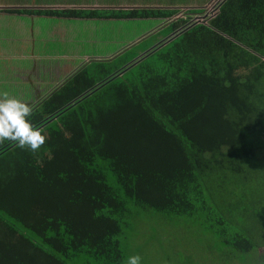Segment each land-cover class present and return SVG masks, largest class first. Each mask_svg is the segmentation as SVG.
<instances>
[{
  "label": "trees",
  "instance_id": "trees-1",
  "mask_svg": "<svg viewBox=\"0 0 264 264\" xmlns=\"http://www.w3.org/2000/svg\"><path fill=\"white\" fill-rule=\"evenodd\" d=\"M212 4L95 13L183 17L33 102L38 152L0 145V264H128L150 209L244 255L264 249V0Z\"/></svg>",
  "mask_w": 264,
  "mask_h": 264
},
{
  "label": "crops",
  "instance_id": "crops-1",
  "mask_svg": "<svg viewBox=\"0 0 264 264\" xmlns=\"http://www.w3.org/2000/svg\"><path fill=\"white\" fill-rule=\"evenodd\" d=\"M102 10L113 9L78 0H0V94L31 103L82 67L87 58L76 44L94 42L99 25L119 21L95 18Z\"/></svg>",
  "mask_w": 264,
  "mask_h": 264
},
{
  "label": "rangeland",
  "instance_id": "rangeland-1",
  "mask_svg": "<svg viewBox=\"0 0 264 264\" xmlns=\"http://www.w3.org/2000/svg\"><path fill=\"white\" fill-rule=\"evenodd\" d=\"M209 1L78 0V3L98 4L120 11L121 9L127 10L132 8L164 7L181 9L182 12H185V8L200 6ZM216 1V3H213L208 8L209 12L216 8L218 2L222 0ZM182 17V15H178L174 19ZM197 19H200V21L206 20L203 18ZM164 22H160L157 19L103 22L104 25H99L101 26L99 37L95 38L94 42L87 43L85 41L84 44H76L79 46L78 49L84 52V54L80 53L79 55L86 56V60L108 58L116 54L125 45L132 44L143 36L150 34V32L159 29L164 25ZM88 24L83 23L84 26ZM164 32L165 30H162L161 34ZM162 37L164 38V36ZM158 39L157 35H152L141 43L139 42V45L124 50V54L118 57L116 62H120L126 56L128 59H132L136 55L141 56L142 51L153 43H157ZM48 91L44 94L48 93ZM36 100H31L29 104H33ZM184 225L185 223L183 221L180 222V219L166 217L162 213L151 209L144 212L135 223L136 228L134 233L136 238L133 241H135L134 244L137 247L134 246L132 251L126 252L127 255H141L145 260V264H264L262 256L260 257V253L264 254V249H260L258 253L244 255L232 247H223L212 236L203 232L199 233L193 227H186Z\"/></svg>",
  "mask_w": 264,
  "mask_h": 264
},
{
  "label": "clouds",
  "instance_id": "clouds-1",
  "mask_svg": "<svg viewBox=\"0 0 264 264\" xmlns=\"http://www.w3.org/2000/svg\"><path fill=\"white\" fill-rule=\"evenodd\" d=\"M173 20L175 19L165 23ZM34 112L35 108L31 104L10 97L7 92L0 94V145L8 141L21 149L38 152L46 143L47 137L29 119ZM140 261V256H132L128 259V264H140Z\"/></svg>",
  "mask_w": 264,
  "mask_h": 264
}]
</instances>
